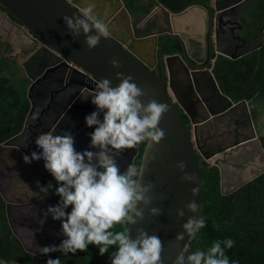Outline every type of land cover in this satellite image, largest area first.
I'll use <instances>...</instances> for the list:
<instances>
[{"label": "water", "instance_id": "1", "mask_svg": "<svg viewBox=\"0 0 264 264\" xmlns=\"http://www.w3.org/2000/svg\"><path fill=\"white\" fill-rule=\"evenodd\" d=\"M150 1L151 3L147 0L148 3L145 4L147 12L140 13V15H143V18L138 21L134 15L139 16V14L130 11L127 8L125 0H103L99 13L104 22L109 26V34L107 38H101L99 45L91 50L86 47L83 35L73 38L68 33L62 19L65 13L77 15L76 12L80 10V0H0V9L4 10L6 16H11L16 20L14 22L15 25L25 36H28V44H33V47L36 48L28 55V62L35 61V64L31 68H37L36 76L30 77L32 84H35L40 79V74L43 71H46L47 74L63 67L84 78L83 80L87 81L88 86L85 83L81 84L91 93L102 79H109L113 86L118 84L119 81L116 79L115 73L121 72L125 75L131 74L137 85L144 89L146 95L141 97L143 102H146L148 99H156L169 105V111L164 114L159 124V127L165 132L164 139L155 145L145 142L140 160V165L145 164L147 169L142 182L152 181L155 183L156 187L151 193L153 197L152 206L161 208L162 214L158 217H149L147 209H145V219L138 225L129 226V229L130 235L133 238L136 235L137 227L145 228L149 234L158 235L163 244L161 264H174L177 256L188 248L189 242L192 239L187 234H184L182 240L176 239V236L183 232L181 225L186 222L189 216H200L202 205L200 167L203 164L200 163L199 156L203 152L199 147L196 128L198 124L202 125L238 106H245L246 111H248L246 100L234 102L220 90L213 73L216 58L219 53L232 59L239 58L247 52L261 47L263 35H260L261 41L257 46H251L235 53L217 51L214 58L205 65L196 62L199 59V56L196 55L194 59L195 63L188 60L189 69L183 59L186 58L185 49L190 44V37L186 39L181 31H175L173 24L171 25L170 23L172 16L180 17L187 14L190 10H202L204 12L205 31L202 34L201 42L203 47L209 46L212 51L213 48L217 49L218 44L223 38L232 37L236 39V28L225 30L221 26L226 21L227 15L231 11H236L242 0L230 2V4L224 5L221 9L216 8V6L213 8L204 0L190 2L180 10H174L160 0ZM136 6H138L137 3ZM157 8L164 12L166 18L169 20V27L163 31L153 30L151 17L155 15ZM105 12L107 15H104ZM140 21L146 28L141 34H138L135 31V26ZM232 27L234 26L232 25ZM243 28L239 24L238 29ZM221 33H227L228 35ZM161 34H165V36L159 41L158 36ZM167 39L178 41L183 57L179 52H164L163 45ZM194 42L196 48L200 47L198 41ZM211 51H209V55H211ZM112 58H116L120 62L121 66L119 68H113L108 63ZM156 64L160 68V75H156L151 71ZM178 66L187 68V79L175 78ZM200 84L209 85L214 95L221 99L222 104L215 111H212L211 107L207 106V114L203 119L197 121L192 113L194 103L191 94L193 91L199 89ZM31 90L32 85L29 87V91ZM66 92V90L62 89L58 90L57 94L63 96ZM28 96L30 97V95ZM93 111H97L95 105H92L89 114ZM180 111L186 115L193 127L192 129L188 127ZM99 118L102 120V112ZM38 124L40 125L41 122L36 123L37 126ZM94 127L89 128L90 133L94 130ZM66 131L70 132L74 141H76L80 128L75 133L71 129H66ZM16 136L18 134L0 142V149L8 148L9 143ZM252 138L257 142L264 156L259 138L255 134L249 139ZM243 141L241 144L235 142L230 146L222 148L221 150L224 151L222 155L213 153L203 155L207 161H210L211 165L219 169L221 176L220 191L223 194L232 192L264 172V168L258 170L228 190L223 189L222 166L217 157H224L226 154L233 153L238 146H243L247 143V140ZM86 145L87 150H96L90 148V140ZM225 148L228 150L225 151ZM138 153L139 145L129 149L123 157L120 155L117 158V162L125 168L128 164L134 163ZM151 156H157V159L150 160ZM121 159L122 162H119ZM181 160L185 161L187 165L185 171L195 174L194 182L180 180L182 173L174 165L177 161ZM193 187L197 189L195 196L191 192ZM0 194L6 203H8V198L1 187ZM162 196L164 197L163 199H161ZM190 200H195L199 206L198 212L191 213L187 209H184V217L177 218L176 209H183L184 204ZM8 210L9 207L7 205V215ZM9 224L12 227L10 221ZM14 233L18 235L15 231ZM18 237L20 238L19 235ZM59 244L57 243L56 245ZM24 247L29 252H33L32 248L29 249L25 245ZM41 256L46 255L42 254Z\"/></svg>", "mask_w": 264, "mask_h": 264}, {"label": "clouds", "instance_id": "2", "mask_svg": "<svg viewBox=\"0 0 264 264\" xmlns=\"http://www.w3.org/2000/svg\"><path fill=\"white\" fill-rule=\"evenodd\" d=\"M76 13L62 16L68 33L73 38L83 35L89 50L97 47L100 39L107 38L109 34V26L98 10V0H80V10ZM108 63L113 68L121 66L116 58ZM115 77L118 84L113 86L109 79H102L88 95L97 109L85 116L86 125L95 126L88 135L90 148L96 151H77L70 132L57 134L55 129H51L40 132L35 138V144L41 151H33L31 157H23L26 163L41 159L43 167L58 184L55 194L60 200L56 205L48 206L45 215L51 214L53 220L60 221L61 233L66 238L58 242L59 245L39 247L38 252L44 255L50 252L75 254L78 250L86 251L91 244L98 246L100 255L114 247L115 251L110 253L111 264H161L163 244L160 237L137 227L133 238L129 229V226L138 225L145 219V209L149 217L162 214L161 208L152 206L151 193L156 185L152 181L142 182L147 171L145 164L137 166L130 163L121 170L117 158L124 150L135 148L142 142L155 145L164 139L165 132L159 124L169 111V105L156 99L143 102L141 97L146 92L131 74L116 72ZM101 112L102 120L99 118ZM149 159L155 160L157 156ZM174 167L182 173L180 180L194 182L195 174L185 171V161H177ZM49 188L51 183L41 187L40 191L47 193ZM191 192L195 196L197 189L193 187ZM69 206L71 211H66ZM198 208L195 200H190L183 209H176V216L184 217V209L197 213ZM116 225L125 227L112 231ZM181 227L183 232L176 236L177 240H182L184 234L195 238L197 232L205 227V220L200 216H189ZM233 244L229 238L214 241L207 251L197 250L185 255V249L174 264H230L225 249ZM0 264L8 262L0 261ZM46 264L61 262L57 257L48 259Z\"/></svg>", "mask_w": 264, "mask_h": 264}, {"label": "flooded vegetation", "instance_id": "3", "mask_svg": "<svg viewBox=\"0 0 264 264\" xmlns=\"http://www.w3.org/2000/svg\"><path fill=\"white\" fill-rule=\"evenodd\" d=\"M136 1L133 0V3ZM254 1L248 0L246 3L241 4L242 12L239 21H245V25H242L243 29H237L235 40L238 41L232 42L231 40L230 45L227 47L229 48L227 50L228 53H235L256 45L248 42L247 38L241 35L244 29L256 24L255 22L246 24L250 18L251 7ZM134 16L138 19L136 14ZM15 21L13 17L6 16L4 10L0 9V49H2L0 51V58L5 59V68L0 70V74L12 81L20 82L26 79L25 98L29 105L22 129L17 133L18 136L13 138L8 148L0 149V187L8 198V203H6L1 195L4 200L5 211L6 206L8 205L9 207L8 221L15 222L25 233L28 232L26 225H31V228H34L33 248L36 249L35 243L39 240L47 242L48 245H56L66 237L61 233L60 221L53 220L51 214L45 215L48 206L56 205L60 200V197L55 194V189L58 186L57 182L43 167L41 159H34L30 163H26L23 157L25 155L31 157L33 151L39 153L41 149L35 144V138L40 132L51 129H55L57 134H62L66 129H71L75 133L80 128L79 136L74 141V147L77 151L87 150L86 144L90 140V136L88 135L90 127L85 126V116L89 115L94 104L91 103V97L88 96L90 95L89 91L81 84L85 83L88 86L87 81L83 80L84 78L80 75L68 71L63 67L47 74L46 71H43L40 74V79L35 84L31 83L30 77L36 76L37 68H31L35 64V61L28 62V55L36 48L33 47V44H28V36H25L20 31L15 25ZM145 28V25L142 24L141 27H136L135 31L141 34ZM262 29L260 35L262 34ZM260 35L258 37L259 43L261 41ZM13 36L14 40H16L17 50L12 46ZM164 36L160 39L158 36V40L161 41ZM168 41L169 39L164 42L163 50L166 48L165 44ZM198 44L200 46L198 48L188 44V47L185 49L186 58L183 60L189 69L188 60L195 63L194 59L196 55L199 56L196 62L202 65L207 64L216 55L217 51L214 48L211 51L209 46L203 47L201 42ZM231 45H233V49H230ZM209 51H211V55H209ZM174 52H179L183 57L181 49ZM152 70H155L156 75H160L161 73L158 64ZM187 74L186 67L178 66L175 78L185 80L188 77ZM31 85L32 90L29 91ZM198 88L197 90L194 88L196 92L193 91L191 94L194 103L192 113L197 121L203 119L207 114V106L211 107L212 111H215L222 104L221 99L214 95L209 85L200 84ZM62 89L67 92L63 96L58 95V90ZM247 110L245 106H238L202 125L198 124L196 128L199 147L203 152L199 156V161L204 162H201L202 164L211 165L210 161L204 158V154L209 155L213 153L222 155L224 152L221 150L222 148L230 146L235 142L241 144V142H244L243 140H247L245 145L238 146L233 153L226 154L224 157H217L222 166L224 190H228L256 171L264 168V156L260 147L253 138L249 139L254 134L259 138V130L255 128V122L250 113L248 102ZM180 113L182 114L183 112L180 111ZM33 120H36L35 123L41 122V124L37 126L33 123ZM185 122L190 129L193 128L188 118ZM85 127L86 129L83 130ZM128 150H124L120 155L123 157L124 154H127ZM224 150L228 149L225 148ZM119 162H122V159ZM120 168L121 170L124 169L123 166H120ZM49 183H51V188L48 189V192H41L40 188L47 187ZM66 211H71V206ZM50 229H58V234L51 233Z\"/></svg>", "mask_w": 264, "mask_h": 264}, {"label": "trees", "instance_id": "4", "mask_svg": "<svg viewBox=\"0 0 264 264\" xmlns=\"http://www.w3.org/2000/svg\"><path fill=\"white\" fill-rule=\"evenodd\" d=\"M128 1L133 8L132 0ZM174 10H180L190 2L203 0H160ZM256 23L244 29L241 35L248 42L259 44L258 37L263 28L262 45L239 58L218 55L213 68L220 90L236 102L245 99L255 124L264 126V0L252 3L251 15L246 24ZM166 53L178 51L179 43L169 39L165 44ZM5 68V59L0 58V70ZM155 73V70H151ZM11 72V69H10ZM1 73V72H0ZM26 79L18 82L0 74V142L17 134L23 126L28 103L25 98ZM187 121L186 116L181 114ZM263 119V122H262ZM264 152V131L258 132ZM145 142L140 143L135 164L140 166L141 154ZM204 163L200 161V163ZM202 183V205L200 216L205 227L200 229L189 242L188 255L197 250L207 251L216 240L232 239L234 244L225 249L230 264H264V172L247 181L228 194L220 191V174L214 165L203 164L200 167ZM125 225H116L112 231H120ZM36 249L29 252L12 231L5 211L4 200L0 195V261L8 264H46L48 259L59 257L61 264H111L110 247L104 255L99 254L98 246L89 244L86 251L75 254L51 252L41 256L39 247L48 246L38 241Z\"/></svg>", "mask_w": 264, "mask_h": 264}, {"label": "crops", "instance_id": "5", "mask_svg": "<svg viewBox=\"0 0 264 264\" xmlns=\"http://www.w3.org/2000/svg\"><path fill=\"white\" fill-rule=\"evenodd\" d=\"M102 1L103 0H98V10L100 8ZM205 1L208 2L213 8L216 6V8L221 9L224 7V5L230 4V2H234L236 0H205ZM246 1H248V0H242V3H244V2L246 3ZM125 2L128 3V1H126V0H125ZM132 2H133V0H132ZM136 3L138 4V6H136ZM146 3H148L147 0H137L135 3H133V8L132 7L129 8L128 5H127V8H129L130 11H133V12L139 14L138 19L140 20L141 18H143V15H140V13H142V12L146 13L147 12V9L145 6ZM149 3H151L150 0H149ZM241 4L236 9L237 12L234 11V12H236L235 14L233 11H231L227 15V17L225 18V19H227V21H225L222 24V26H221L222 28H224L225 30H227L228 28H236L235 33L237 34V29H238L237 26H239V24L245 25V21H243V22L239 21L241 19V12H242V5ZM154 8H155V5H154ZM230 14H232V15H230ZM243 17H244V15H243ZM151 19H152V25H153L154 31H159V30L163 31L164 29L169 27L168 26V23H169L168 18H166L165 13L162 12L159 8L156 9L155 15L152 16ZM141 21L137 24L136 27L142 26ZM170 23H171V25L173 24L175 31L176 30L181 31L186 39L188 37H190V45L192 47L196 46L194 41L201 42L202 34L205 31L204 30V26H205L204 25V12L202 10L194 9V10H190L187 14L180 16V17L172 16V18L170 19ZM232 25L234 27H232ZM221 34H227V33H221ZM163 35H165V34L159 35V39ZM231 40H232V42L238 41L232 37L223 38L220 41V43L218 44L216 51H219V52L227 51L229 49L227 47L230 45ZM230 49H233V45H231ZM202 113L204 114L203 111H202ZM35 122H36V120H33V123H35Z\"/></svg>", "mask_w": 264, "mask_h": 264}, {"label": "rangeland", "instance_id": "6", "mask_svg": "<svg viewBox=\"0 0 264 264\" xmlns=\"http://www.w3.org/2000/svg\"><path fill=\"white\" fill-rule=\"evenodd\" d=\"M12 46L17 50L16 40H14V36L12 37ZM14 48H13V50H15ZM0 51H2V49H0ZM262 122H263V119H262ZM255 128H257V130H260V132L264 131V126H259L258 124H255ZM263 165H264V163H263ZM11 223H12V227L15 230V232H18V234H20V236H21L20 238H21L23 244L27 248L31 249L33 246V240L32 239H33L34 228H31V225H26L28 227V232L25 233V231L22 230L21 228H19L15 222H11ZM50 232L57 235L58 229H55V230L50 229Z\"/></svg>", "mask_w": 264, "mask_h": 264}]
</instances>
